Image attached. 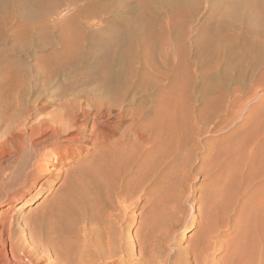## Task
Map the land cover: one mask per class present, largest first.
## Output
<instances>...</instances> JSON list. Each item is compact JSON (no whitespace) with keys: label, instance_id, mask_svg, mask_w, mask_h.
<instances>
[{"label":"bare ground","instance_id":"bare-ground-1","mask_svg":"<svg viewBox=\"0 0 264 264\" xmlns=\"http://www.w3.org/2000/svg\"><path fill=\"white\" fill-rule=\"evenodd\" d=\"M54 1L0 0V9L7 11L10 5L17 3L24 15L20 14L30 22L24 24L23 17L20 19L23 24L17 23L16 26L29 33L30 37H35L34 40L37 38L39 42L40 38H47L50 31L49 22L47 23L44 18L50 13ZM191 1L194 0L176 2L182 6L190 4ZM182 7L186 8V6ZM249 9L245 15L248 24L235 28L234 32L239 37H243L244 41L240 46L234 47V44L230 43L226 45L225 52L230 53L229 59L226 57L229 69L222 73L221 80L231 85L233 82L238 83L243 77L241 72L238 77L230 73L240 69L243 62H246L247 67L253 72L264 71V27L260 26L264 22V6L256 5ZM1 17L0 19L3 20V16ZM10 17L9 13L6 22L0 21L2 23L0 28L1 25L7 26L10 23L12 20ZM250 19L255 20L254 23ZM79 26L72 21L61 29L59 37L65 54L61 66L36 68L31 74L36 82L29 81L30 84L27 85L25 83L30 77L27 76L29 79L27 78L26 82L25 79L23 80L25 82L23 85L21 75L23 71L29 70L20 69L22 73L18 70L21 78L19 80L17 75V79L22 87L18 86V92H12L17 94L16 102L18 101L19 105L15 104L14 114L12 113L10 117L7 115L10 111L7 113L4 111L9 118H7L5 129L3 128L0 133L2 134V138L0 137V194L4 192L0 203H9L15 196L17 202H22L31 193V187L38 183L41 187L47 186L44 182H47L49 178L45 177L42 183L40 179L48 172L46 159L50 156L54 158L57 166H61L57 171L61 183L47 203V210L43 217L29 228V240H24L23 237L15 240V233L12 231L14 221H9V228L0 222L2 225L0 243L4 242L7 245L9 242V248L5 247L11 253L10 258H5L6 255H3L2 259L1 254L0 264H129L133 260H135L133 264H237L239 263L237 257L245 252V248L242 249V247L247 245L250 253L246 249V254L243 253V255L249 256V259L245 256L247 261L242 260L241 263L246 264L249 260L247 264H264L262 260L264 245L261 246L262 243L264 244V161L258 169L250 167L254 162L250 163L249 169L245 170L247 173H243L242 178L235 175L236 182L229 185L230 194H228V200L224 201L225 204L221 201L219 205L217 202L213 205L209 199L207 202L211 203L207 208L206 201L201 203L197 216L187 227L188 230L198 228L199 233L182 246L177 240V227L179 222L186 223L187 220L185 216L178 215L179 198L174 199L175 203H173L171 196L170 199L173 202L166 198L162 187L165 184L163 179L168 172L171 160L163 152L156 155L159 148H157L158 139L163 141L158 137V133L160 135L161 132V135H164L166 131H161L164 125L157 129L156 117L150 118L151 114L146 113L145 108L140 110L136 107V91L140 89L137 82L140 75L135 65V56L141 50L146 53L155 51V46L151 45L153 40L149 39L151 30L128 17L105 25L101 33L90 32L92 27L90 18L85 27L81 26L83 29ZM88 26L89 33L85 32ZM52 28L54 25H51ZM3 32L1 33L4 35ZM222 32L214 36L209 35L211 37L208 36V39H205V47L220 49ZM6 34L5 38L9 35ZM142 35L146 36L144 40L141 39ZM158 40L162 47L158 45L156 50L167 52L171 41L165 37ZM47 41L44 42L45 45ZM48 42L50 44L51 41ZM34 43H37V40ZM3 59L0 54V63L6 66ZM12 71L13 74L17 72V70ZM1 73L2 70H0V76ZM9 77L10 79L12 77L10 73ZM17 82L16 80L14 83L18 84ZM150 82L152 85L144 84L145 87L142 89L152 90L159 85L156 84L154 77L150 79ZM241 91V87L238 86L228 90L225 93L226 101H230ZM153 92H156L159 107L166 108L171 100L170 87L164 84ZM16 96L14 94L13 98ZM126 102L129 107L124 104ZM10 105H12L11 102ZM222 108L227 110L228 104L220 108L218 104L211 106L209 99L204 100L201 108L202 124L193 129V146L198 144L201 134L210 130L208 123L218 125L216 118L222 113L220 112ZM164 111L162 109V112ZM44 112L46 114H43ZM2 116L0 126L5 119ZM162 119L158 117L157 121L163 124ZM168 122L170 121H166L167 125ZM167 125L164 129L169 131L166 127L170 126ZM170 125L173 130L172 123ZM172 130L169 131L171 134H173ZM169 132H166V135L167 133L170 135ZM254 149L256 150V147ZM250 159L253 161L255 156ZM239 173L241 176V172ZM248 177H251V180L245 194L241 199L236 200L235 192L241 180ZM11 182L18 183L17 189H14L15 196L5 193L6 186ZM169 191H172L174 195L172 189L169 188ZM245 195L249 196L248 206L246 200H242ZM39 198V193L35 192L33 201ZM143 200L138 220L139 232H136L133 241L128 238L130 242H133L130 243L127 239H123L117 217L128 215V209L132 206L136 207ZM247 207L250 213L247 214L249 226L246 225V228L248 226L246 230L244 223L248 224V221L241 223V218L244 217L243 213H246ZM218 208H221L219 209L222 210L221 213ZM123 211L127 213H123L122 216ZM0 213L3 214L1 210ZM232 214H238V219L231 218ZM221 226H229L238 236L244 231L243 229L247 231L244 232L247 236L250 234V241L244 246L241 241L239 243L240 238H236L237 244H241L243 251L240 250L239 244V247L236 245V240L232 242V239L227 238L226 242H222L223 240L220 241L217 238L220 235ZM7 228L9 232L6 234ZM81 230L86 234L87 240L83 239L82 244L79 242L80 246H77L73 244V236L75 233H81ZM173 242L177 244L174 245ZM170 243H173L172 250L170 249L172 252L167 249ZM28 247L29 249L26 250ZM221 248L225 250V253L221 259L219 257L217 260L214 254ZM14 249H17L20 254L15 253ZM35 254L37 256L34 259ZM240 257L245 259L244 256ZM26 259L29 262L25 263ZM238 260L240 261V258Z\"/></svg>","mask_w":264,"mask_h":264},{"label":"rangeland","instance_id":"rangeland-1","mask_svg":"<svg viewBox=\"0 0 264 264\" xmlns=\"http://www.w3.org/2000/svg\"><path fill=\"white\" fill-rule=\"evenodd\" d=\"M176 1L178 2V0H79L76 2L72 0H55V4L53 3L51 5L50 13L44 18L46 22H49L47 23L49 24L50 31L47 34V38H40L39 42L37 38L34 40L35 37H30L29 33L16 26L17 23L23 24L22 21H20L23 17V21H25L24 24L30 22L27 21L28 19L25 16L20 14L22 10L17 6V3L14 2L12 6L10 5V10L8 9L10 12L4 10V13V11L0 9V18L2 19L1 16H3V20L0 19L2 23L6 22L9 13L11 15L10 19H12L7 26L1 25V28L4 26L3 30L5 32L0 28L4 35L6 33V35L9 34V37L6 36L5 38L0 32V35H3L2 37L0 36V54H2L4 64H6V66H3V64L0 63V70H2L3 73H1L0 76V98L2 99V101L0 99V117L1 115L4 117V111L6 113L10 111L11 114H7L9 117L14 114L13 110L16 108L15 104L19 105L18 101L16 102L17 94L15 92H18L17 90H19V87H22L20 86L22 85L21 83L24 81L26 82L28 77L32 80L28 78V82L24 83L26 85L30 84L29 81L33 83L35 79L31 77V74L36 68L55 67L63 64V57L65 56L64 46L60 43L61 39L59 34L61 29L68 26L72 21L78 26L80 24V28L81 26L85 27V25L89 23L90 18V22L92 23L90 32L99 33L105 28V25L113 24L124 17H128L134 22L145 25L151 30L149 39L153 40L151 45L155 46V51L146 53L141 50L135 56V65L140 75L139 81L137 82L140 89L136 91V107L140 110L145 108L146 113H149V115L151 114L150 118L156 117L158 120V117L159 119L164 117L162 119L163 121L161 120L163 124L155 119L158 130L162 125L165 127V125H167L166 121L169 120L170 122H168V125L170 127H166V129L168 128L170 131L172 130L170 125L172 123L173 130L171 132L173 134L165 130L164 127L161 128V131L169 132L170 135H168V133L166 135V132L164 135H161V132L160 135L158 133V137L163 141L158 139L157 148H159L157 149L156 155L158 153L162 154L163 152V154H167L168 158L171 160L168 172L163 179V183L166 185L163 184L162 187L167 199L172 201L179 198L180 200L178 204V215L185 216L184 218H186L187 222L178 223L177 240L184 246L189 242L192 236L196 237L199 233L198 228L188 230L187 227L191 224L192 219L197 216L196 213H198L197 210L201 203L206 201L205 204H208V207L206 206L207 208H209V203H211L207 202L209 199V201L213 202V205H215L214 203L216 202L217 205H219L221 201H223L222 204H225L224 201L228 200L227 197L228 194H230L229 185L231 186L236 182L235 175L242 178L243 173H247L245 170L249 169L248 165L250 163L254 162L250 167L258 169L262 166V161H264V71L257 70L253 72L247 67L246 62H243L240 69L230 72L231 75L234 74L236 77H238L240 72L242 73L243 77L238 83L234 84L233 82L231 85L221 80L222 73L229 69L226 57L229 59L230 53L225 52L227 48L226 45L230 43L234 44V47L240 46L244 41L243 37H239L234 33L235 28L238 29L240 26L247 25L248 21H246L245 15H247V11L250 10L249 8L256 5L264 6V0H198V2L194 0L193 2L191 1L192 4L182 5L186 6V8L180 6ZM5 14L7 15L5 16ZM250 21L254 23L255 20L250 19ZM258 24L260 23L258 22ZM258 24L257 26H259ZM51 25H54V28L51 29ZM260 26L263 28L264 22H262ZM86 31L89 33V26L86 27L85 32ZM220 32H222L221 34L223 35L220 49H216V47H209L210 49L205 47V39H208L209 35H218ZM162 37L168 38L171 41L169 48L166 50L167 52H164V50L161 52L156 50L158 45L162 47V44L158 40ZM145 38L146 36L142 35L141 39L144 40ZM44 39L52 43L50 42V44H48L49 42L47 41L45 45L44 42L46 41H44ZM32 40H34V42L37 40V43H34ZM41 42H43L42 45L40 44ZM20 69L29 71H23L21 78L18 73ZM11 70H13L12 72L17 70V72L13 74ZM9 73L12 75L11 79ZM20 73H22V71ZM17 75L19 80L21 78V83L17 79ZM3 77L4 79L7 78L4 80L2 79ZM150 77H154L157 81L156 84H159L157 87H154L156 91L164 84L170 87L171 100L168 106H166L167 110L162 106L161 108L159 107V103L156 101V92H153L155 90L154 88H152V90L142 89L145 87L144 84L152 85ZM7 79L9 80L5 83L4 81ZM12 79L13 81H11ZM16 80L20 84L18 82V84H15L14 82H16ZM160 80L161 82H159ZM13 84L14 86H11ZM235 86L241 87L242 91L232 97L230 101H226L227 96L225 93ZM12 91L15 92L13 93ZM14 94L16 97L13 98ZM205 99L210 100L211 106L218 104L220 108L228 104V109H221L220 112L222 113L216 118L218 125L215 126L214 123H208L210 130L201 134L198 138V144L193 146V129H196L200 123L202 124L201 108ZM10 102L12 105H10ZM124 104L127 106L128 103L126 102ZM162 109L165 111L162 112ZM46 112L43 114H46ZM7 115H5V119L3 118L4 120H2L3 124L1 125L2 127L0 126V133L3 128L5 129V125L7 124V118H9ZM164 122L166 124H164ZM1 136L2 134H0V137ZM161 136H163V138H161ZM159 144L162 145L160 146ZM255 147L256 150L254 149ZM162 148L164 151H161ZM250 154L255 156L253 161L250 159L252 157ZM46 161L48 172L41 177L40 182L42 183L45 177L49 178L47 182H44L47 186L44 185L41 187L40 183H38L31 187V193H29L26 200L17 202L16 196L14 195V191L18 187V183L15 184L16 181L14 184L11 182L6 186L5 193L15 197H13L11 201L9 200V203H0V210L3 213H0V222L9 228L10 222L14 221L12 231L15 233V240L21 237H23L24 240H29V228L34 226L35 222L43 217V214L47 210V203H49L52 194L57 191V187L61 183L57 175V171L61 166H57L54 163L55 161L52 156L48 157ZM239 172H241V176ZM250 178L251 177L241 180V184L235 192L236 200L241 199L243 194H245V190L251 180ZM167 186L173 190L176 196L171 193L172 191H169ZM167 190L169 192H167ZM35 192L39 193L40 198L33 201ZM3 193L0 194V198H2L1 196ZM167 193L170 194L168 195ZM248 198L249 196L247 197L245 195V198L242 199L246 200L247 206L249 205ZM143 202L144 200L139 202L136 207H130L128 209V215L126 214L127 211L121 212L122 216L124 215L123 213L127 216L117 217V219H119L117 224L120 223L121 235L123 239H127L129 242L133 238L135 239L136 232H139L138 220L140 219L139 216ZM173 203H175V200ZM219 209L221 208H218V210ZM244 209L243 212L246 210V213L243 214L246 216H242L243 219L241 218V223L248 221V224L244 223L245 229L247 230L249 226V216H247V214H249L250 211L248 212L249 208ZM221 212L222 210H219V213ZM232 215L233 217H231ZM232 215L230 216L231 218L235 217L238 219L239 217L238 214ZM246 225H248L247 228ZM1 226L0 224V230ZM241 226H243V224ZM223 227L225 226H221L220 235L217 236L220 241L223 240L222 242H226L228 238V240L232 239V242H235L236 238H240L239 243L242 242L243 246L250 241V234L247 233V236L245 234L247 232L245 229L241 232L242 235L245 232V235L241 236V234H239L240 236H238L236 235V231L230 229L229 226ZM8 228L5 231L6 234L9 232ZM6 234L4 235L7 236ZM74 235V243L72 241L69 242L77 246L82 244L84 241L83 239L87 240V236H85L86 234L84 232L82 233V230L81 233H75ZM244 236L249 239H245ZM241 237H243V239H241ZM238 239L235 242L236 245L238 247L240 245V250L245 248L246 252L248 245L241 249V244H237ZM75 241L77 243H75ZM132 241L130 243H133ZM173 243L174 245L177 244L175 242ZM173 243L167 245L169 252H172ZM5 244L4 242L0 243L1 259L2 257L4 258L5 255V258L11 257V253L8 252L5 247L8 246L9 248L10 243L8 242L7 245ZM262 245L264 244L262 243L261 246ZM27 249H29V247L26 248V250ZM222 249L223 248L214 254L217 260L221 259V256L225 253V250ZM249 249L247 252L250 253ZM14 252L20 254L17 249H14ZM39 252H41V250ZM243 253L240 254V256L245 257L246 255H243ZM249 253H247V255ZM36 256L35 254L33 258L35 259ZM240 256L237 257L238 259L240 258V261L237 259V262L241 263L242 260L247 261V256L245 259ZM247 258L249 259V256ZM262 260H264V253ZM27 262H29L28 259L25 260V263ZM134 262L135 260L129 262V264H133ZM247 263H249V260L246 264Z\"/></svg>","mask_w":264,"mask_h":264}]
</instances>
